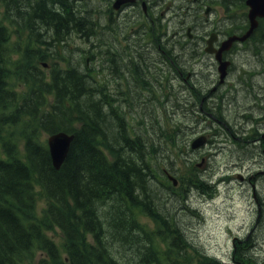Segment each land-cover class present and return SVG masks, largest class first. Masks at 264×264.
I'll return each instance as SVG.
<instances>
[{
    "label": "trees",
    "instance_id": "obj_1",
    "mask_svg": "<svg viewBox=\"0 0 264 264\" xmlns=\"http://www.w3.org/2000/svg\"><path fill=\"white\" fill-rule=\"evenodd\" d=\"M197 2L193 16L205 3L220 4L226 10L246 7L245 0ZM24 7L26 12L16 14L14 21L27 18L39 42L48 45L42 40L44 32L46 37L54 34L55 41L66 42L77 31L84 43L91 44L90 36L81 29L88 18L79 17L84 8L75 0H36ZM262 29L264 19L256 33ZM9 38V28L0 22V264L178 263L183 246L177 239L181 236L182 240L183 235L176 215L162 214L155 187L162 184L171 191L173 185L156 178L147 143L129 134L125 118L114 111L106 113L111 94L92 76L87 60L84 68L67 62V67L55 65L45 74L32 61H15L14 55L20 51L9 50ZM48 51H35L32 58L44 60ZM103 51L108 63L109 55L115 53ZM179 52L187 50H176V68L183 71ZM145 64L147 69L151 67L147 61ZM12 83L27 91L20 93ZM217 119L222 121L220 115ZM176 129L179 132L181 126L176 124ZM40 131L74 134L59 170L53 166L48 146L39 139ZM257 136L247 139L252 142ZM110 138L126 144L128 158H123ZM178 138L175 146L181 153L188 144ZM19 141L24 142L23 148ZM196 187L206 194L211 183L202 180ZM39 193L47 200L42 218L36 216ZM144 216L153 219L155 229L141 221ZM53 228L63 233L64 249L48 237ZM161 242L167 244V251L161 250ZM175 249L178 257L174 261ZM36 252L45 257L34 263Z\"/></svg>",
    "mask_w": 264,
    "mask_h": 264
},
{
    "label": "rangeland",
    "instance_id": "obj_2",
    "mask_svg": "<svg viewBox=\"0 0 264 264\" xmlns=\"http://www.w3.org/2000/svg\"><path fill=\"white\" fill-rule=\"evenodd\" d=\"M33 1L35 0H0V22L10 30L8 48L20 51V54L14 55V60L32 61V64H36L47 74L55 65L67 67V62L84 68V62L89 59L87 68L91 69L95 80L106 86L112 97L111 106L108 105L105 109L106 113L112 114L114 111L120 116L124 113L132 135L140 134L138 138L144 144L147 142L150 163L161 183L168 185L162 175L164 170H168L179 181L178 187L171 191L162 184L158 187L155 185L161 198L159 206L163 208L162 214L167 216L175 214L179 233L183 235L182 240L181 236L177 239L183 246L178 263L175 261L178 250L173 251L172 260L175 264H184L186 261L189 264H211L213 259L224 264H235L231 261L234 245H237L236 255L241 252L240 250L251 251L243 264H264V211L258 214L257 203L253 199L252 184L256 185L257 181L247 183L250 176L258 174L257 178L261 180L264 174L262 173L264 160L255 149L256 146L259 150H262L261 146L264 147L263 139H260L264 136V73L259 74L263 71L261 68L264 65L262 36L264 30L258 31L246 44H237L234 47L232 52L234 63L224 84L216 89L218 74H214V69L208 66L194 65L195 69L202 68V75L192 77L190 84L186 81V73L183 74V78L169 77L168 68L161 71L159 66L154 65L160 56L158 54V57H153L151 51H147L154 49L151 44H146L141 36L134 38L130 50H112L115 54L109 55L108 63H105L103 50L115 49L109 42V33L121 27L119 21L111 22L109 13L105 11L108 0H86L87 6L79 12V17L88 18L82 22L81 29L91 38L89 49L82 51L72 49L74 45L79 44L77 39L80 38V33L77 31L72 38L68 37L66 42L61 41L64 46L56 45L54 34L46 37L44 32L42 40L47 38L48 45L51 43L47 49L49 54L44 60L32 58L35 51L41 53L45 50L44 43L37 42L27 18L14 20L16 14L23 15L26 12L24 5ZM236 1L240 3L241 0ZM173 3L174 0H170L160 8V13L164 12L169 16L162 18L161 22L159 20L160 30H163L160 35L162 36L165 30H168L169 36L178 32L173 50H188L189 47L192 49L184 39L185 23L192 16L187 17L191 10L183 3L179 10L174 11L177 16L171 20L173 9L176 8L172 6ZM195 4H191L192 14L197 8ZM201 7L204 11L199 14L201 15L199 18H204L203 13L207 7H211L210 14L205 17L215 26L224 21L223 25L227 24L226 29H230L229 33L236 28V24L232 25L234 21L242 26L244 14L248 11L240 6L228 11L214 3H207ZM10 14L13 15L9 16ZM139 16L140 12L136 8L127 12L129 23L138 21ZM203 23L204 21L199 19L196 24ZM93 27L98 30L96 33ZM242 31L243 28L236 32L243 33ZM181 33L183 36L180 38ZM107 34L108 46L105 49H98ZM121 34L120 30L114 34L120 48L125 46ZM92 56H95L96 60L92 59ZM179 58L181 63L191 65L195 62L196 55L193 50H189L186 53L179 52ZM146 61L154 67L157 76L148 72ZM169 65L171 66L170 63ZM108 67L113 77L120 79L119 82L112 80L108 75ZM12 87L20 93L27 91V87L22 85L18 87L12 83ZM202 109L207 112L204 113L207 115L205 118L202 117ZM213 115L218 117L220 115L223 125L209 119ZM246 116L251 120L246 119ZM176 123L181 126L179 138L174 132ZM255 133L258 135L255 137L256 140L251 142L250 139H246ZM199 134L208 136V145L196 152H179L175 146L176 137L180 143L186 145L190 140L191 144ZM48 137V134L40 131L41 141L47 143ZM128 137L132 138L129 134ZM19 144V147L23 148L24 142L19 141ZM111 144L122 150L123 158H128L126 144L113 142L112 139ZM107 154L112 158L108 151ZM202 159H205V162L199 166ZM202 180L211 183L206 194L196 187ZM256 188L264 200L263 179ZM261 199L257 198L259 201ZM46 205L44 194L39 193L36 209L38 218L43 217L42 211ZM141 221L150 229L156 227L153 219L148 216H144ZM47 235L64 249L66 240L58 228L49 230ZM246 240L256 246H252ZM160 245L161 250L166 248L167 251L166 243L161 242ZM117 255L122 260L121 256ZM43 257L44 253L36 252L34 263Z\"/></svg>",
    "mask_w": 264,
    "mask_h": 264
},
{
    "label": "flooded vegetation",
    "instance_id": "obj_3",
    "mask_svg": "<svg viewBox=\"0 0 264 264\" xmlns=\"http://www.w3.org/2000/svg\"><path fill=\"white\" fill-rule=\"evenodd\" d=\"M75 1H76L77 5H80V3L84 0H75ZM116 1L117 0H108L106 2V5H105V11H107L109 13V18H110L111 22L119 21L121 23V27H118L112 33H109V35H110L109 42L111 45H114L117 50H128V49H130L132 41L135 38V35L133 36L132 33H136V35H137L138 33H140L138 30L142 31L141 38H147V39L148 38H151V39L156 38L155 37V31L159 27L158 13H159L160 1L166 2L167 0H135L133 2L122 5L118 10H116L113 6ZM196 1L197 0H192V3L195 4ZM145 2L147 3V5H146L147 8L143 4ZM178 2L180 3V5H182L184 3V6H187L191 10V12H189L187 17L192 15L191 0H179ZM134 8L139 10L140 16H139L138 21H135L134 23H129L128 18H127V12L134 9ZM166 9L170 10L171 7H166ZM174 11H176V10H174ZM174 11L172 13L171 20H172V18L177 16V14ZM141 12H143V14ZM104 19H105V16H104ZM167 20L168 19H166V21ZM210 21H211L210 19H207V21L205 23H203L202 26L195 27L196 34L195 35L190 34L191 35L190 39H185V42L187 43V45H190L192 47V49L189 47L187 51L193 50L195 52V55H196L195 63H196V65L201 66V67L208 66V67L214 69L216 67L218 68L219 62L217 61L215 53H209L206 51L207 48H209V46H208L209 39H211L213 41V50H218L221 47L222 43L225 42L231 35H229L230 29H226L227 24L223 25L224 21H223V23L220 22L217 26L213 25L212 22H210ZM160 22H161V19H160ZM169 22H170V20H169ZM186 23H187V21H186ZM94 24H96V23H94ZM94 24H92V25H94ZM135 28L138 30L133 32V29H135ZM93 30L95 33L98 31L94 27H93ZM119 30L122 32L121 35L123 36L124 41H125L124 42L125 46L121 47V48L119 47L118 39L114 35ZM238 30H239V28H237V31ZM177 34H179V33L176 32V34H174L173 36H169L168 30H165L164 33H162V36L159 34L157 36V38L155 39V41L153 43H151V47L154 50H173L174 39H175V36ZM107 36H108V34L105 36L103 42L101 43V45L99 46L98 49H105L108 46V43L106 41ZM182 36L183 35L181 33L179 35V37L181 38ZM146 44H148V43H146ZM186 47H188V46H186ZM234 47H235V44L233 45V47L231 46V48L228 49V51H225L222 55V58H221L223 61H229L230 62V68L232 67V65L234 63L233 62V55H232V52L234 51ZM106 50H111V48H108ZM195 67H197V66H195ZM201 70H202V68L200 70H198V69H195L194 67L189 65V69H188L189 72L187 74L188 76L186 78V81L189 84L192 83V80H191L192 77L196 78V77L202 75ZM229 71H230V69H229ZM215 88L217 89V87H215ZM204 113H207V112L204 109H202V116L204 115V117H206L207 115ZM252 180L253 179H248V182H252ZM252 186H253V188L255 187L254 184ZM257 202L260 206H262L264 203V202L263 203L260 202L259 200H257ZM261 210H262V208H259V211H261Z\"/></svg>",
    "mask_w": 264,
    "mask_h": 264
},
{
    "label": "water",
    "instance_id": "obj_4",
    "mask_svg": "<svg viewBox=\"0 0 264 264\" xmlns=\"http://www.w3.org/2000/svg\"><path fill=\"white\" fill-rule=\"evenodd\" d=\"M246 5L249 7L248 19L250 21V28L244 36H234L230 38L229 41L223 44V47L216 53V58L220 62L222 52L227 49L226 47H228V45H230L232 42H243L248 39L257 28L259 24L258 20L260 18H264V0H246ZM209 44L211 45V41L209 42ZM228 64V62H221V66L219 67V72H221V80L225 78ZM73 139L74 135H70L65 132L53 134L48 138V147L50 149L51 158L54 166L57 169H60V167L66 160ZM205 142L206 138L204 136L199 137L193 142L192 148L196 149L202 146Z\"/></svg>",
    "mask_w": 264,
    "mask_h": 264
},
{
    "label": "bare ground",
    "instance_id": "obj_5",
    "mask_svg": "<svg viewBox=\"0 0 264 264\" xmlns=\"http://www.w3.org/2000/svg\"><path fill=\"white\" fill-rule=\"evenodd\" d=\"M213 86H214V85H213ZM213 86H212V87H213ZM208 104H209V103H208ZM202 117H203V118H205V117H204V115H203ZM258 198H259V199H261V197H260V196H258ZM260 202H262V203H263V202H264V200H262V199H261V201H260ZM262 206H264V203H263V205H262Z\"/></svg>",
    "mask_w": 264,
    "mask_h": 264
}]
</instances>
